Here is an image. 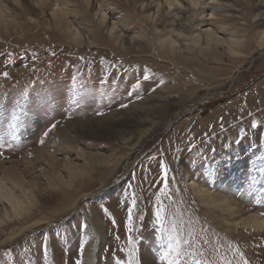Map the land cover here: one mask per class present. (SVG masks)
Listing matches in <instances>:
<instances>
[{
  "label": "rangeland",
  "instance_id": "1",
  "mask_svg": "<svg viewBox=\"0 0 264 264\" xmlns=\"http://www.w3.org/2000/svg\"><path fill=\"white\" fill-rule=\"evenodd\" d=\"M18 172L37 197L0 264H264V232L189 186L225 177L264 215V0H0V176Z\"/></svg>",
  "mask_w": 264,
  "mask_h": 264
},
{
  "label": "bare ground",
  "instance_id": "2",
  "mask_svg": "<svg viewBox=\"0 0 264 264\" xmlns=\"http://www.w3.org/2000/svg\"><path fill=\"white\" fill-rule=\"evenodd\" d=\"M175 1L177 0H166L170 7H173L175 5ZM191 1L193 4H199L200 2V0ZM214 7L216 8V6ZM174 15L175 17L174 20H172L171 24L173 26V31L176 30L177 27L187 28L186 20L188 19H181V15L177 13ZM103 19H106L105 14L103 15ZM174 26L177 27L175 28ZM114 28L115 26L112 27V30ZM75 33L77 37H81L82 35L78 30H76ZM204 35H206V38L203 37V34L196 35L194 39L196 43H200L204 39L210 43L220 42L221 40L214 30H208ZM164 41H166V39H164ZM171 43L175 44L176 40H171ZM39 152L42 154V157H44L51 164L55 163L54 155L49 149V146L42 147L41 149H39ZM27 163L28 161L26 160L25 164ZM73 170L74 169L70 167L69 171L72 175H74V172H72ZM19 173L20 181H17L14 178L8 177L6 175L0 176V201L2 204V206L0 205V226L2 224H5L6 221H13L24 218L30 213L31 207L35 205L37 197L35 187L27 183L24 177L25 175H23L22 172H18V174ZM9 182H11V184H9ZM216 184L217 186L221 187L223 191L215 192L213 191V189L209 188L206 183L201 184L193 178L189 179L190 188L193 190L197 198L203 203V206L209 208L210 210L218 211L222 215H224V221L231 228L243 227L244 229H253L254 231L264 232V215L253 212L251 210H246V212L244 210L243 212V209H239L241 205L237 201H235L231 195L229 196L227 194L235 192V187L231 185L225 177H221V179L219 178V180L216 181ZM18 190L20 193H18ZM244 198L249 202L253 200V197L249 192H246L244 194ZM13 235L14 232L10 234V236ZM94 238L98 242V240L100 239L99 234H95Z\"/></svg>",
  "mask_w": 264,
  "mask_h": 264
}]
</instances>
